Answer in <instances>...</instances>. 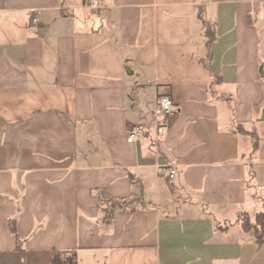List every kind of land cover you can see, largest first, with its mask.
<instances>
[{
	"label": "crops",
	"instance_id": "obj_1",
	"mask_svg": "<svg viewBox=\"0 0 264 264\" xmlns=\"http://www.w3.org/2000/svg\"><path fill=\"white\" fill-rule=\"evenodd\" d=\"M97 1L0 0V264H264V0Z\"/></svg>",
	"mask_w": 264,
	"mask_h": 264
},
{
	"label": "trees",
	"instance_id": "obj_2",
	"mask_svg": "<svg viewBox=\"0 0 264 264\" xmlns=\"http://www.w3.org/2000/svg\"><path fill=\"white\" fill-rule=\"evenodd\" d=\"M249 21V18H248ZM205 36H206V57L204 60V64L208 66L211 61L212 53H211V45L214 41V30L212 26L207 25L205 27ZM238 131H242L241 127L237 128ZM255 149V146H254ZM98 197L103 199L104 193L102 191L94 192ZM107 201L117 209L124 210L127 209L131 200L128 199H120V200H111L107 199ZM262 207L259 212L254 215L253 221L249 219V215L247 213H240L238 215V222L240 225V229L245 234H250L252 237V242L257 246L264 245V200L261 201ZM131 210L130 212H133ZM12 232L15 233L13 225ZM19 245V243H18ZM49 264H77V253L75 250H55L51 251Z\"/></svg>",
	"mask_w": 264,
	"mask_h": 264
},
{
	"label": "built area",
	"instance_id": "obj_3",
	"mask_svg": "<svg viewBox=\"0 0 264 264\" xmlns=\"http://www.w3.org/2000/svg\"><path fill=\"white\" fill-rule=\"evenodd\" d=\"M84 4L90 8H96L98 6L97 0H84ZM34 22H38V19H34ZM179 113V107L172 101L170 97H160L157 99L153 110V121L155 133L160 136L164 133L166 126L171 118ZM143 134V128L141 126H133L127 132V143L136 142ZM160 177L164 180H172L175 172L171 167L162 166L159 168Z\"/></svg>",
	"mask_w": 264,
	"mask_h": 264
},
{
	"label": "rangeland",
	"instance_id": "obj_4",
	"mask_svg": "<svg viewBox=\"0 0 264 264\" xmlns=\"http://www.w3.org/2000/svg\"><path fill=\"white\" fill-rule=\"evenodd\" d=\"M261 210V207L257 205L254 209H248V212L250 213L251 216H249V219L253 221V216L255 213L259 212Z\"/></svg>",
	"mask_w": 264,
	"mask_h": 264
}]
</instances>
